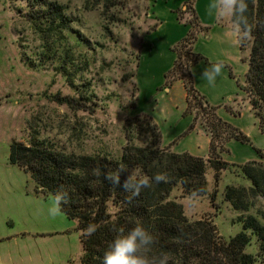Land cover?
I'll list each match as a JSON object with an SVG mask.
<instances>
[{
  "label": "trees",
  "instance_id": "trees-1",
  "mask_svg": "<svg viewBox=\"0 0 264 264\" xmlns=\"http://www.w3.org/2000/svg\"><path fill=\"white\" fill-rule=\"evenodd\" d=\"M10 1L21 3L19 12L40 41L35 56L24 55L26 64L32 68L53 67L76 91V95L57 93L53 100L73 110L95 112L100 99L92 82L84 76L90 71L100 44L91 42L73 26L74 18L66 5L58 0ZM129 1L85 0L84 7L100 9L105 29L111 31L112 25L125 21L122 13ZM195 1L187 0L176 10L179 20L191 27L172 46L177 58L165 73V86L172 87L178 80L183 82L187 92L185 113H193L195 117L190 130L201 118L211 135L209 157L179 153L171 146H163L160 127L148 113L126 118L123 125L125 142L120 153L104 149L91 153L69 152L36 135H32L27 143L15 140L10 144L9 162L29 174L38 192L53 197L55 202L59 196L60 210L78 220L85 247L81 264H103L104 252L118 232H127L136 225L143 226L154 236L151 254H166L168 264H252L257 257L246 252L252 239L247 233L250 230L257 236L258 255L264 264V223L257 215L239 214L237 221L242 223L243 230L226 240L212 217L189 218L178 199L179 196L213 197L217 189L209 188L208 169L214 171L218 183L220 173L232 166L250 182L249 186L228 184L225 187L224 200L236 212L249 211L255 199L264 197V159L234 164L222 156L223 152L230 153L227 142L231 139L251 144L264 158L263 150L241 128L224 119L218 113L219 105L213 104L195 85L193 67L206 58L194 50V44L200 33L207 35L211 28L201 21ZM247 3L246 15L251 31L248 39L239 43L248 70L245 82L238 79V84L246 92V99L264 131V0H247ZM141 50L142 44L138 61ZM136 73L131 75L136 77ZM231 74L234 76L232 71ZM138 91L137 84L131 108L138 105ZM226 107L235 115L242 112ZM121 165L150 177L162 173L167 182H153L152 187L143 190L140 196L130 198L129 193L106 179ZM126 175L122 173V181ZM174 190H178L179 196L172 197ZM261 215L264 218V212ZM90 226L95 229L92 235L87 234Z\"/></svg>",
  "mask_w": 264,
  "mask_h": 264
},
{
  "label": "rangeland",
  "instance_id": "rangeland-1",
  "mask_svg": "<svg viewBox=\"0 0 264 264\" xmlns=\"http://www.w3.org/2000/svg\"><path fill=\"white\" fill-rule=\"evenodd\" d=\"M58 1L74 18L73 26L100 44L84 76L92 82L99 106L95 112L77 111L53 100L57 93L76 95V91L53 67L26 64L24 55L35 56L40 41L19 12L21 3L0 0V264H81L85 247L78 220L61 210L55 216L50 214L55 200L38 192L29 174L9 162L10 144L15 140L27 143L36 135L69 152L104 149L120 153L125 142L124 122L138 113L130 107L138 84L131 74L138 69L143 36L159 22L155 0H130L122 13L125 21L112 25L111 31L105 29L101 10H87L85 0ZM176 96L179 101V92ZM239 101L236 110L245 111L250 105L246 97ZM252 116L250 109L243 118L251 130L255 126ZM234 148V157L247 155L242 148ZM207 179L210 190L217 189L213 197L182 198L178 190L173 192L172 197L179 196L189 218L212 217L226 240L243 230L237 221L239 214L257 215L264 223V197L255 199L244 212H236L224 200L228 184L250 185L237 167L223 170L218 183L209 168ZM247 233L252 239L246 252L257 257L252 264H263L257 236L250 230Z\"/></svg>",
  "mask_w": 264,
  "mask_h": 264
},
{
  "label": "crops",
  "instance_id": "crops-1",
  "mask_svg": "<svg viewBox=\"0 0 264 264\" xmlns=\"http://www.w3.org/2000/svg\"><path fill=\"white\" fill-rule=\"evenodd\" d=\"M186 1L155 0V13L159 18V24L143 36L141 57L136 73L139 87L136 109H138L137 114L148 113L157 122L162 133L163 146H171L175 152H189L207 158L211 135L201 118L190 130L195 117L193 113H185L187 92L183 82L178 80L172 87L165 86V73L173 67L177 58L172 46L183 38L191 27L181 22L176 12L177 8ZM209 3L210 0L195 1L201 21L211 26L209 33L207 35L200 33L194 44V50L206 58L193 67L195 85L213 104L219 105L218 113L224 119L249 134L254 144L264 152V131L261 130L257 117H251V121L253 123L255 121L252 130L247 129L243 121L244 113L252 109L251 105L240 115L233 114L226 107L236 110L235 105L240 104V98L246 97V92L239 86L238 79L245 82L248 63L242 60L238 34L230 26L217 23L214 17L208 14ZM218 61L223 62L225 67L222 74L217 77L215 85L210 86L201 73L210 66V63ZM176 92H179V101L176 100L178 97ZM236 146L242 148L247 155L240 154L239 157H234ZM227 147L230 153L223 152L222 156L230 163L264 159L251 144L237 139L228 141Z\"/></svg>",
  "mask_w": 264,
  "mask_h": 264
},
{
  "label": "clouds",
  "instance_id": "clouds-1",
  "mask_svg": "<svg viewBox=\"0 0 264 264\" xmlns=\"http://www.w3.org/2000/svg\"><path fill=\"white\" fill-rule=\"evenodd\" d=\"M247 11V0H210L208 4V14L214 17L217 23L230 26L238 34L239 41L248 39L250 35ZM224 67L225 64L220 61L210 63L201 75L210 86H214ZM186 70L191 71L190 68ZM122 173H127L123 181ZM106 179L129 193L130 198L140 196L143 190L152 187L153 182L156 184L167 182L166 175L162 173L150 177L136 170L130 171L123 165L119 166L116 173L110 172ZM60 202L61 198L58 196L56 206L49 209L51 215L55 216L60 211ZM94 232L95 229L90 226L87 234L92 235ZM154 243V236L141 225H136L127 232L120 230L104 252L103 264H168L166 254L158 256L151 254Z\"/></svg>",
  "mask_w": 264,
  "mask_h": 264
}]
</instances>
